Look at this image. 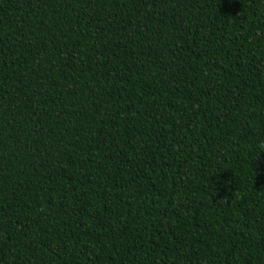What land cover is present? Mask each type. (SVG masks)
<instances>
[{
	"label": "trees",
	"instance_id": "16d2710c",
	"mask_svg": "<svg viewBox=\"0 0 264 264\" xmlns=\"http://www.w3.org/2000/svg\"><path fill=\"white\" fill-rule=\"evenodd\" d=\"M0 264H264V0H0Z\"/></svg>",
	"mask_w": 264,
	"mask_h": 264
}]
</instances>
